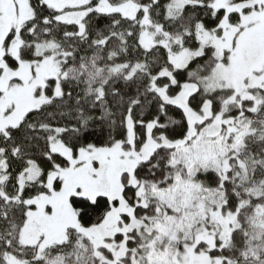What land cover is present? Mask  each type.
<instances>
[{
    "label": "snow or ice",
    "instance_id": "1",
    "mask_svg": "<svg viewBox=\"0 0 264 264\" xmlns=\"http://www.w3.org/2000/svg\"><path fill=\"white\" fill-rule=\"evenodd\" d=\"M0 264H264V0H0Z\"/></svg>",
    "mask_w": 264,
    "mask_h": 264
}]
</instances>
